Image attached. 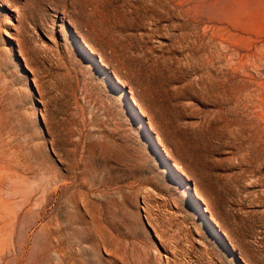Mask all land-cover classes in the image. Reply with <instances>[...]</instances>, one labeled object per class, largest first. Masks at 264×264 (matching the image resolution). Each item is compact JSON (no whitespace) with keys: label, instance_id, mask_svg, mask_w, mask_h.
<instances>
[{"label":"rangeland","instance_id":"rangeland-1","mask_svg":"<svg viewBox=\"0 0 264 264\" xmlns=\"http://www.w3.org/2000/svg\"><path fill=\"white\" fill-rule=\"evenodd\" d=\"M0 264H264V0H0Z\"/></svg>","mask_w":264,"mask_h":264},{"label":"water","instance_id":"water-1","mask_svg":"<svg viewBox=\"0 0 264 264\" xmlns=\"http://www.w3.org/2000/svg\"><path fill=\"white\" fill-rule=\"evenodd\" d=\"M77 42H78V44L87 52L88 50H87V48L83 45V43L82 42H80L79 40H77ZM90 56H93L89 51L87 52ZM96 57L94 56V59H95ZM96 60V59H95ZM119 88H121V86L118 84L117 85ZM124 94H125V96L127 97V100H128V102H129V98H128V95H127V91L124 89ZM146 131L147 132H149L148 130H147V128H146ZM151 142L153 143V145L157 148V144H156V142H155V140L153 139V138H151ZM165 161H167L166 160V158L163 156L162 157ZM167 163H168V166H169V168L171 169V171L172 172H174V174L175 175H177V176H179V177H181V179L182 180H184V177L182 176V175H180V174H178L177 173V171L173 168V166L169 163V161H167ZM206 220L208 221V223H210L209 222V220L206 218ZM211 224V223H210ZM220 235V237L223 239V237L221 236V234H219ZM230 250V249H229Z\"/></svg>","mask_w":264,"mask_h":264}]
</instances>
